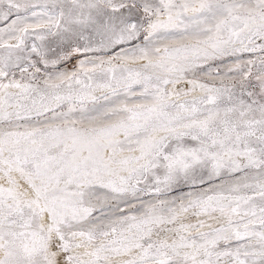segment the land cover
<instances>
[{
	"label": "snow or ice",
	"instance_id": "1",
	"mask_svg": "<svg viewBox=\"0 0 264 264\" xmlns=\"http://www.w3.org/2000/svg\"><path fill=\"white\" fill-rule=\"evenodd\" d=\"M0 264H264V0H0Z\"/></svg>",
	"mask_w": 264,
	"mask_h": 264
}]
</instances>
